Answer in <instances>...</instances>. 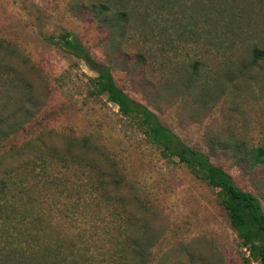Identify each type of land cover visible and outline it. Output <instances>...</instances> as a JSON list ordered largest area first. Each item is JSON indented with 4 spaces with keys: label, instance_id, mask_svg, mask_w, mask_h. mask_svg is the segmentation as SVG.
<instances>
[{
    "label": "rangeland",
    "instance_id": "1",
    "mask_svg": "<svg viewBox=\"0 0 264 264\" xmlns=\"http://www.w3.org/2000/svg\"><path fill=\"white\" fill-rule=\"evenodd\" d=\"M61 30L181 142L254 194L264 213V156L252 164L247 152L264 149V54L254 60L251 51H264V0H0V128L8 131L0 134L7 204L1 211L8 216L0 220V243L15 249L27 241L40 252L66 227H79L81 244L94 233L105 239L100 233L122 231L128 219L83 194L82 179L75 204L54 184L45 195L39 184L33 187L31 196L44 198L36 204L21 191L33 181L30 164L21 161L43 146L63 149L77 141L87 146L77 150L84 164L93 159L112 173L107 159L123 174L109 191L127 198L134 191L142 201V210L132 209L144 226L142 264H191V257L192 264H257L230 228L215 189L197 172L160 158L143 130L127 124L104 96L88 95L94 71L42 37ZM12 164H19L16 171L4 176L2 167ZM80 175H73L77 184ZM138 227L128 226L124 235ZM127 264L137 262L129 257Z\"/></svg>",
    "mask_w": 264,
    "mask_h": 264
},
{
    "label": "trees",
    "instance_id": "2",
    "mask_svg": "<svg viewBox=\"0 0 264 264\" xmlns=\"http://www.w3.org/2000/svg\"><path fill=\"white\" fill-rule=\"evenodd\" d=\"M42 37L60 50L82 59L94 71L95 75L89 78L88 95L104 96L106 101L112 103L119 112L126 115L124 119L127 124L130 126L137 125L143 130L144 140L157 150L160 158L168 162L174 161V163L182 164L190 171L197 172L196 175L200 180L215 189L216 201L224 210L228 224L235 232L240 245L248 247L249 254L257 264H264V213L258 198L236 186L230 175L220 166L211 163L206 154L181 142L174 132L163 125L150 109L126 95L115 84L109 69L95 62L82 44L68 31H59L57 37L51 34ZM251 51L254 60L264 54L262 49L255 47ZM18 79L29 88V83L24 78L18 77ZM19 108L20 106L17 109ZM12 130L14 131V129ZM7 132L1 131L0 128V134L5 135ZM75 142L76 144H74ZM43 148V150L37 149L30 158L21 161L23 164H30L28 170L31 172L30 178H33L32 183L25 185L26 187L21 188V191L25 190L28 196H31L30 192L34 191L32 190L33 187L39 184L45 195L49 189L48 185L54 184V189H58V195L61 193L63 198L75 200V204L77 198L80 197L76 186L82 179L84 182L80 185L84 186L82 187L83 194L86 193L87 197L94 200L98 197L97 201L104 205L103 208L110 209V215L115 212L117 215H124L128 220L124 223L122 231L116 235L105 236L100 233L105 240L94 233V235L87 236L82 244L78 239L83 235L82 232H78L79 227L73 226V230L66 227L64 233L61 231L58 233L56 230L55 233L59 235L53 241L41 243L40 252L35 250L32 245H28L27 241H24L26 242L24 247L20 246L15 249L3 241L0 243V264H127L129 257L135 260L137 264L144 263L147 255L143 246V238H140L144 226L142 219L135 215L137 210L143 209V203L134 191L130 194V198L125 197L122 193L115 192L114 194L111 190L109 191L110 187L114 189L124 178L121 172L118 173L116 164L114 165V162L106 159L107 166L113 170L112 173L107 174L101 172L98 164H93L95 163L93 159H87L90 163L84 164L80 153L77 152L81 148H87L83 142L69 141L63 149L54 146H43ZM89 150L95 151V147H89L86 152ZM247 152L251 153L248 157L252 160V164L259 163L264 156V149L260 146H250ZM96 154L104 153L96 151ZM48 164H50L51 170L59 172L51 171L50 173L46 169ZM55 164H57V168H54ZM18 165L12 164L6 168L2 167L1 173L4 176H12ZM35 167L37 168L35 169ZM77 171L81 174V178L78 176V184L77 180L73 179V175L75 176ZM22 173L20 172V176ZM20 181L23 182L26 179L22 178ZM57 185L61 187L57 188ZM5 186L4 178L0 179V220L8 217L6 214L3 216L1 211L7 205L4 203ZM71 191L74 193L76 191L74 198L71 196ZM31 197L35 204L44 201L39 192ZM95 205L99 204L95 201ZM100 209L97 208L98 211ZM94 210L97 212L96 209ZM49 215L47 213L46 217ZM132 224H138L139 227L131 237H127L124 235L125 231ZM108 237L113 240H107ZM98 238L100 239L99 242H97ZM85 246L87 248L91 246V252H85L83 248ZM189 260L191 264L196 262V259L192 257Z\"/></svg>",
    "mask_w": 264,
    "mask_h": 264
}]
</instances>
